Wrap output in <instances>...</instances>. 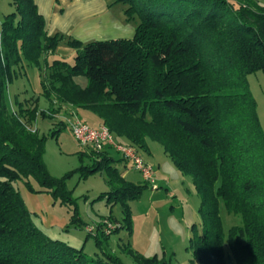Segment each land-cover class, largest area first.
<instances>
[{"label":"trees","instance_id":"16d2710c","mask_svg":"<svg viewBox=\"0 0 264 264\" xmlns=\"http://www.w3.org/2000/svg\"><path fill=\"white\" fill-rule=\"evenodd\" d=\"M59 4V0H55ZM127 20L138 16L132 38L83 42L49 35L35 0H11L14 11L0 28V264H124L110 251L104 224L93 234L98 252L50 237L35 222L15 183L30 179L36 191L74 204L71 224L83 226L77 199L63 177L44 161L46 136L31 128L38 115L50 117L63 105L90 110L121 143L146 150L163 146L179 171L192 178L200 196L202 232L191 238L189 264H264V129L248 76L264 73V5L256 0H115ZM61 42L73 59L54 57ZM42 74L47 111L8 102V88L23 65ZM87 79L81 87L75 77ZM55 134V133H54ZM82 176L105 170L107 198L124 206L132 231L129 200L149 184L123 177L108 150L89 155ZM120 160H124L121 156ZM76 204V205H75ZM221 205L242 224L223 228ZM107 219L116 223L111 217ZM90 234V233H89ZM226 246L229 252L226 251ZM138 264H170L125 248Z\"/></svg>","mask_w":264,"mask_h":264},{"label":"rangeland","instance_id":"374dc122","mask_svg":"<svg viewBox=\"0 0 264 264\" xmlns=\"http://www.w3.org/2000/svg\"><path fill=\"white\" fill-rule=\"evenodd\" d=\"M109 1H111L112 13L117 17H123L128 6L115 3V0ZM256 1L264 5V0ZM67 3L68 0L65 4ZM65 4L61 7L65 8ZM13 11L11 0H0V28L5 16ZM134 20L138 22V16H135ZM115 36L117 34L111 33L107 39L119 38ZM25 72L26 74L19 76L17 82H21L20 85L25 84L27 92L23 91L20 94L17 89L19 85L16 87L17 82L12 83L8 88L9 104L17 107L19 104L14 102L15 98L26 93L27 97H40L39 110L47 111L50 101L43 96L41 78L43 73L47 76L48 72L34 65L26 67ZM248 80L257 101L258 114L264 129V73L262 71L251 73ZM78 111L77 117L90 126L95 127L99 124L100 118L94 112L85 109ZM75 118L57 113L50 117L38 115L33 125L41 136L47 137L44 161L50 174L63 177L67 173L74 172L67 178L66 185L77 199L79 216L84 225L71 224L74 204L63 203L51 192L36 191L40 186L33 178L30 179L33 189H30L24 181H18L15 185L34 213L36 224H40L41 226H38L41 229L49 227L50 232L47 234L52 238L66 241L78 248L84 245L85 252L92 257L98 252V248L94 233L89 234L87 226L100 225V222L105 223V221L115 223L107 219L111 216L119 226L123 225V227L110 236V251L119 256L124 264H138L126 251V247L146 258L157 256L158 259L170 264H189L193 258L190 248L191 238L196 232H202V217L199 212L201 199L192 178L179 171L171 158L165 154L160 143L149 140L152 152L140 150V153L157 168L158 188L149 185L139 199L128 201L132 219V231L129 232L124 226L123 204L109 202L107 198L98 199L102 193L111 190L107 172L103 170L84 177L78 170L83 165H92L93 161L89 155L93 150L82 147L73 137L71 125ZM111 153L117 159L115 164L118 170L124 173L126 168L124 160H120L121 155L115 150ZM127 179L140 183L141 175L132 169ZM221 217L225 232L234 225L242 224L241 216L228 213L224 205H221ZM226 251L229 252L227 246Z\"/></svg>","mask_w":264,"mask_h":264},{"label":"crops","instance_id":"0c3cea01","mask_svg":"<svg viewBox=\"0 0 264 264\" xmlns=\"http://www.w3.org/2000/svg\"><path fill=\"white\" fill-rule=\"evenodd\" d=\"M35 2L38 5L39 12L45 17L46 30L49 35L60 32L83 42L107 39L111 36V33L117 34L115 37L119 38H132L135 34V29L138 23L134 20V18L127 20L126 14H124L123 17L115 16L111 11V1L109 0H68L67 4H65L66 0H59V4H57L55 0H35ZM63 4L66 5L65 8L61 7ZM75 52L76 50L74 48L68 46L64 42H61L54 55H49V60L55 56L71 60L73 59ZM26 67L29 66L24 64L23 68L20 69V77L26 74ZM19 76L15 79L13 84L17 82ZM75 81L81 87H85L87 85V79L85 77L83 79L75 77ZM20 83L21 82L19 81L16 83V87L19 85L17 87L18 92H27L25 84L20 85ZM39 99L40 97L36 96L27 97L26 93H24L18 98L16 97L14 102L16 104H22L26 108L33 107L34 105L39 106ZM32 103L33 105H31ZM11 107L13 110L18 109V106L16 107L13 104H11ZM57 114L77 117L79 111L78 108L66 104L62 106L61 110ZM33 122L31 123V128L36 130ZM101 125L102 121L100 119L99 124L95 127ZM148 148L149 151L152 152L149 140ZM111 151L112 150H108L110 155H112ZM82 153H84V150ZM145 160L148 161L147 159ZM124 164L126 171L122 174L123 177L127 179L130 170L133 168H131L125 160ZM139 181L142 183V178ZM38 225L41 226L40 224ZM43 230L46 233L50 232L49 227H46V229Z\"/></svg>","mask_w":264,"mask_h":264},{"label":"built area","instance_id":"2783aa9c","mask_svg":"<svg viewBox=\"0 0 264 264\" xmlns=\"http://www.w3.org/2000/svg\"><path fill=\"white\" fill-rule=\"evenodd\" d=\"M71 131L73 137L82 147L91 148L95 152L117 151L131 168L140 173L143 182L153 188H158L156 186L157 168L146 161L135 146L119 142L107 126L92 127L76 117L71 125ZM103 224L104 231L108 234L120 227L119 223L115 224L109 221H105ZM87 229L89 233L95 234L98 225L87 226Z\"/></svg>","mask_w":264,"mask_h":264}]
</instances>
